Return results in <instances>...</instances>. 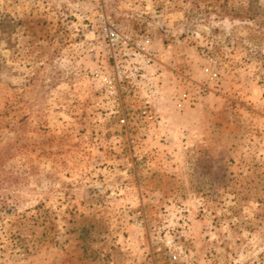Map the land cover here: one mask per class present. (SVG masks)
<instances>
[{
    "label": "rangeland",
    "instance_id": "1",
    "mask_svg": "<svg viewBox=\"0 0 264 264\" xmlns=\"http://www.w3.org/2000/svg\"><path fill=\"white\" fill-rule=\"evenodd\" d=\"M0 264H264V0H0Z\"/></svg>",
    "mask_w": 264,
    "mask_h": 264
},
{
    "label": "built area",
    "instance_id": "2",
    "mask_svg": "<svg viewBox=\"0 0 264 264\" xmlns=\"http://www.w3.org/2000/svg\"><path fill=\"white\" fill-rule=\"evenodd\" d=\"M111 35H112V39L113 40H119L120 38H123L124 39V37L121 36L118 31H115V30H112L111 31ZM125 37L129 38L128 36H125Z\"/></svg>",
    "mask_w": 264,
    "mask_h": 264
}]
</instances>
